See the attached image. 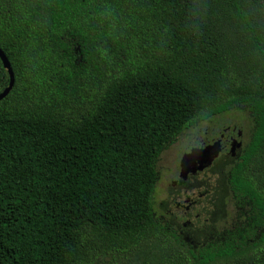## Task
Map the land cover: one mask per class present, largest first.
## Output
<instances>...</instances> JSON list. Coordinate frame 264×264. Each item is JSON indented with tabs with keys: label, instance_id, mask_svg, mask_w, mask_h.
<instances>
[{
	"label": "trees",
	"instance_id": "16d2710c",
	"mask_svg": "<svg viewBox=\"0 0 264 264\" xmlns=\"http://www.w3.org/2000/svg\"><path fill=\"white\" fill-rule=\"evenodd\" d=\"M0 48V264H264V0H0ZM238 107L244 222L194 247L157 161Z\"/></svg>",
	"mask_w": 264,
	"mask_h": 264
},
{
	"label": "rangeland",
	"instance_id": "374dc122",
	"mask_svg": "<svg viewBox=\"0 0 264 264\" xmlns=\"http://www.w3.org/2000/svg\"><path fill=\"white\" fill-rule=\"evenodd\" d=\"M231 122L240 123L246 135L244 140L247 141L253 126L252 117L246 108L238 107L184 131L172 145L162 151L157 161L159 178L154 193L155 214L161 220L169 222L185 240L196 247L216 238L226 229L242 224L244 219L230 198L231 191L223 172L206 180L200 187L201 190L206 191V195L202 200V210L198 217L194 216L193 208L190 209V216L183 217L173 209L168 215L167 209L170 207L169 199L172 192L171 182L177 177L174 169L177 168L180 151L190 135L195 134L204 125L219 127Z\"/></svg>",
	"mask_w": 264,
	"mask_h": 264
},
{
	"label": "flooded vegetation",
	"instance_id": "af4514ba",
	"mask_svg": "<svg viewBox=\"0 0 264 264\" xmlns=\"http://www.w3.org/2000/svg\"><path fill=\"white\" fill-rule=\"evenodd\" d=\"M245 136L243 127L238 122L225 123L219 127L204 125L189 136L180 151L177 168L174 169L177 177L171 182L168 215L173 209L183 217L190 216V209L193 208L194 216H199L202 200L206 195V191L200 187L206 180L222 172L227 179V171L239 159L247 142L244 140ZM230 198L234 203L231 193ZM161 221L172 226L169 222ZM218 236L208 242L217 239Z\"/></svg>",
	"mask_w": 264,
	"mask_h": 264
},
{
	"label": "water",
	"instance_id": "95a60500",
	"mask_svg": "<svg viewBox=\"0 0 264 264\" xmlns=\"http://www.w3.org/2000/svg\"><path fill=\"white\" fill-rule=\"evenodd\" d=\"M0 62L2 64V66L4 67V69L7 71L8 74V84L6 85V87H4L2 89V91H0V100L3 99L8 93L9 91L12 89L13 85H14V73L12 70V67L10 65V62L7 58V56L5 55V53L2 51V49L0 48Z\"/></svg>",
	"mask_w": 264,
	"mask_h": 264
}]
</instances>
